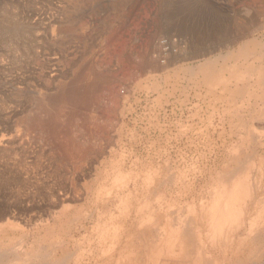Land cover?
<instances>
[{"label":"rangeland","instance_id":"obj_1","mask_svg":"<svg viewBox=\"0 0 264 264\" xmlns=\"http://www.w3.org/2000/svg\"><path fill=\"white\" fill-rule=\"evenodd\" d=\"M253 1L0 0V26H12L0 29V120L9 129L0 130V200L28 194L38 205L18 216L46 225L52 209L42 202L63 184L61 160L77 189L100 198L93 219L86 210L41 234L8 230L6 243L50 246L54 264H76V256L85 262L101 232L109 242L129 233L130 222L120 228L121 206L145 187L152 162L191 165L208 130L239 141L247 123L262 121L264 1ZM163 38L176 54H163ZM16 104L23 123L6 120ZM10 138L13 148H3ZM187 169L176 173L175 189Z\"/></svg>","mask_w":264,"mask_h":264},{"label":"bare ground","instance_id":"obj_2","mask_svg":"<svg viewBox=\"0 0 264 264\" xmlns=\"http://www.w3.org/2000/svg\"><path fill=\"white\" fill-rule=\"evenodd\" d=\"M8 28L12 26H0V29ZM178 33L188 36L180 29ZM176 53L177 50L170 55ZM262 93L261 106L257 110V116L259 115L258 118L262 121L258 124L254 121L247 123L244 138L234 141L224 130L218 134L217 129L211 133L208 130L207 134L205 133L206 137L202 138L203 140L199 139L200 142L196 145L199 154L191 165L188 162H184V166L170 162L163 164L152 162V170H149L145 187L137 194L131 206L127 204L121 206L125 222L120 228L125 231L130 222L129 233L118 232L109 242L105 239V231L101 232L102 235L93 244L94 248L87 253L85 262L80 261V256H76L75 263L264 264V83ZM60 95V101L67 99L65 93ZM80 96H73L74 101L82 99ZM4 110L0 106V117ZM35 111V114L40 116V112ZM7 112L6 120L10 123L20 115L17 104L10 107ZM18 119L23 123L24 118ZM32 120L37 122L34 116ZM0 121V130L1 127L8 129V125L5 127V123L2 122L3 119ZM32 126L34 128L35 125ZM43 126L41 128L45 129V124ZM48 128L45 130H49L50 133L51 129ZM209 133L211 135H208ZM215 134L217 140L211 138ZM15 138L18 139V136ZM11 140L12 138L8 139V142L5 141L2 147L12 149ZM192 165L198 167L194 172L189 170ZM58 166L59 171L64 168L66 172L64 174V171L60 172L63 179L60 189L42 202L49 210L52 209L46 225H43V221L21 219L18 216L25 212L24 210L31 211V205H38L35 200L31 201L28 194L19 200L12 199L16 198L15 193H11L9 198L2 196L0 220L6 217L20 219L24 224L21 225L20 221L14 224L16 221L10 220L14 222L12 223L8 220L7 224L0 225V264H54L55 255L50 246L42 247L36 243L23 250L13 248L12 244L6 243L5 233L8 230L23 235L41 234L44 229L51 228L53 223L66 218L74 219L83 211L90 210L89 216L92 219L98 215L100 198H97L96 193H91L93 190L89 192L87 186L82 190L77 189L75 181L68 177L70 169L66 168V161L61 160ZM181 167L188 169L183 174L182 187L175 189L180 181L176 173H180ZM15 173L19 176L21 171ZM169 182L172 183L171 186ZM84 195H87L85 204L74 205L81 201ZM178 200L185 201L184 206L174 211L172 205ZM97 205L98 208L95 209Z\"/></svg>","mask_w":264,"mask_h":264},{"label":"built area","instance_id":"obj_3","mask_svg":"<svg viewBox=\"0 0 264 264\" xmlns=\"http://www.w3.org/2000/svg\"><path fill=\"white\" fill-rule=\"evenodd\" d=\"M160 46H161L163 54L167 56L176 51V48L173 45V43L167 38H163L160 40ZM122 92L124 93V91Z\"/></svg>","mask_w":264,"mask_h":264},{"label":"crops","instance_id":"obj_4","mask_svg":"<svg viewBox=\"0 0 264 264\" xmlns=\"http://www.w3.org/2000/svg\"><path fill=\"white\" fill-rule=\"evenodd\" d=\"M213 14H216L217 12L213 9L212 11H211ZM178 39H180V37H177ZM183 41V40H182ZM183 43H184V41H183Z\"/></svg>","mask_w":264,"mask_h":264}]
</instances>
